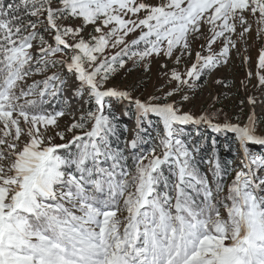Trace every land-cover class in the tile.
<instances>
[{"label":"snow or ice","instance_id":"obj_1","mask_svg":"<svg viewBox=\"0 0 264 264\" xmlns=\"http://www.w3.org/2000/svg\"><path fill=\"white\" fill-rule=\"evenodd\" d=\"M236 61L264 92V0H0V264H264L257 98L184 110ZM154 63L159 94L112 83Z\"/></svg>","mask_w":264,"mask_h":264},{"label":"rangeland","instance_id":"obj_2","mask_svg":"<svg viewBox=\"0 0 264 264\" xmlns=\"http://www.w3.org/2000/svg\"><path fill=\"white\" fill-rule=\"evenodd\" d=\"M256 49H250V54L255 58ZM191 60L187 61V66H190ZM239 62H234L231 66L227 68H222L215 73L217 79H222L225 81L227 87L222 85H216L214 83H209L208 77H202L200 80V85L202 87L196 89V96L193 98L191 104H185L184 110L191 111L194 114H198L203 107H206L211 100L212 96H220V102L215 105L216 108H223L230 116L241 115V104L240 101L243 100V114L242 118H246L247 115L252 111V106L248 104L247 97L252 95L257 98V104L255 107V112L257 116L264 115V92L261 90H254L249 84L248 92H245L240 85V81L243 78V71L238 66ZM185 68L184 64H181V70ZM117 87L121 89L132 90V94L141 99L147 97L148 95L157 92V89L164 83L161 72L158 70V66L154 63L152 71L149 73L143 72L141 69H133L129 74H121L113 82ZM255 83V81H253ZM75 104V101H73ZM117 114L119 115L124 109L121 105H116ZM122 120L126 121V125L129 128L128 135H131L132 130L135 127V120L133 117H122ZM192 127V126H191ZM194 127V126H193ZM203 129V128H202ZM193 130V128L191 129ZM205 130V129H204ZM207 131V130H205ZM229 134V133H226ZM154 135V133H153ZM232 135V134H230ZM233 160L238 159L235 156ZM232 160V161H233ZM207 171V167H205Z\"/></svg>","mask_w":264,"mask_h":264},{"label":"trees","instance_id":"obj_3","mask_svg":"<svg viewBox=\"0 0 264 264\" xmlns=\"http://www.w3.org/2000/svg\"><path fill=\"white\" fill-rule=\"evenodd\" d=\"M123 109H124V106H123ZM128 117L134 118V116H128ZM152 119L155 120L154 117ZM120 123L123 126L126 124V121L121 119ZM192 128H193V130H191ZM198 132L200 133L199 136H198ZM204 137L207 138V143H206L205 149L200 152V154H199L200 157L207 159L208 154H209L210 149H211V142H212L213 138H215L217 141V146L219 148L221 159L227 163L228 161H232L233 158H235V155H233L232 151H226L225 150L226 145H232V135L226 134V133L217 135V134L212 133L208 130L205 131L202 128L197 130L195 127H193V126L191 127V125L186 126L184 137H183L184 139L199 141V140L203 139ZM150 146L151 145H145V148H148ZM201 167H202V171H205L206 166L202 165Z\"/></svg>","mask_w":264,"mask_h":264}]
</instances>
